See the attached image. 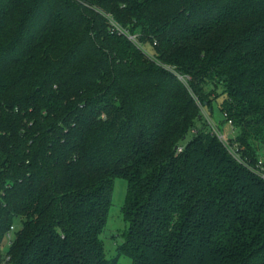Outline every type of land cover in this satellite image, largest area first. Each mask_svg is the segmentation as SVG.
Listing matches in <instances>:
<instances>
[{
	"label": "trees",
	"instance_id": "obj_1",
	"mask_svg": "<svg viewBox=\"0 0 264 264\" xmlns=\"http://www.w3.org/2000/svg\"><path fill=\"white\" fill-rule=\"evenodd\" d=\"M218 88L254 165L264 0H0V264H117L116 177L132 264H264V179L204 115Z\"/></svg>",
	"mask_w": 264,
	"mask_h": 264
},
{
	"label": "rangeland",
	"instance_id": "obj_2",
	"mask_svg": "<svg viewBox=\"0 0 264 264\" xmlns=\"http://www.w3.org/2000/svg\"><path fill=\"white\" fill-rule=\"evenodd\" d=\"M146 50L148 52H153L151 46L147 47ZM219 95L213 101L212 111L207 114L205 108H203V113L206 117L210 118L211 121L213 120L218 128H220L226 134H233L236 135L238 131L233 129L227 122H224V114L220 109V103L224 97L223 94H220L221 88L217 89ZM209 110V109H208ZM210 114V115H209ZM212 121V122H213ZM201 124V122H199ZM192 136V132H189L185 141H188ZM263 151V152H262ZM261 154L264 153V149H260ZM262 156V155H261ZM264 159V157L262 156ZM127 192V180L122 177H116L114 181L113 193H112V205L109 210V216L107 223L103 232L101 233V238L103 239L104 247L107 251L108 256L110 257H117V264H132V258L125 254H118L117 246L123 240L124 231L127 228V222L125 221L121 207L125 201ZM16 225L19 226V220H16ZM13 233V232H12ZM14 236V234H12ZM9 247V239L5 240V244L3 247V252H6Z\"/></svg>",
	"mask_w": 264,
	"mask_h": 264
},
{
	"label": "built area",
	"instance_id": "obj_3",
	"mask_svg": "<svg viewBox=\"0 0 264 264\" xmlns=\"http://www.w3.org/2000/svg\"><path fill=\"white\" fill-rule=\"evenodd\" d=\"M111 21L114 23V25H115L116 27L120 28V27L117 25V23H116L112 18H111ZM120 29H121V28H120ZM128 36H129V38L132 39L134 42H137V38H136L135 35H133V34H129V33H128ZM137 43H138V42H137ZM211 123H212V126H213V130H214L215 133L217 134L218 138L223 142L224 145H226V146L228 147L229 151L233 154V156H234L235 158H237L239 161H243V162H244L246 165H248L253 171H255V172H256L261 178L264 179V159L261 157V158L258 159V162H257L256 164H254V165L251 164V163L248 164V163L244 160L243 156H241V153H240V151H239V149H238L237 144H231V143L229 142L228 135L225 134V133H223L222 130H221L220 128H218L216 125H214V122L211 121ZM228 123L232 125V120H229ZM178 150H179V151L182 150V147L180 146V147L178 148ZM14 229H15V227H14V225H12L10 231H9L8 234H7V238L9 239V241L13 238V236H12L13 233H12V232H13Z\"/></svg>",
	"mask_w": 264,
	"mask_h": 264
}]
</instances>
